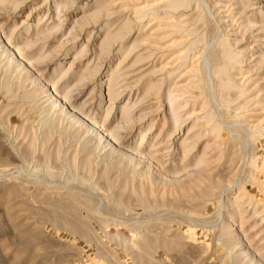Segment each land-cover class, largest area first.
I'll list each match as a JSON object with an SVG mask.
<instances>
[{"label": "rangeland", "instance_id": "rangeland-1", "mask_svg": "<svg viewBox=\"0 0 264 264\" xmlns=\"http://www.w3.org/2000/svg\"><path fill=\"white\" fill-rule=\"evenodd\" d=\"M172 1L0 0V264H264V0Z\"/></svg>", "mask_w": 264, "mask_h": 264}, {"label": "bare ground", "instance_id": "bare-ground-1", "mask_svg": "<svg viewBox=\"0 0 264 264\" xmlns=\"http://www.w3.org/2000/svg\"><path fill=\"white\" fill-rule=\"evenodd\" d=\"M170 6H171L172 8H174V9H176V8H178V7L181 8V6L186 7L187 5H186V4H183V3H181V2L179 3V0H173V1L171 2ZM180 8H179V9H180ZM208 15H209V14H208ZM5 46H6V45H5ZM5 46H1V45H0V48L3 49V51H6L7 49H5ZM8 51H9V50H8ZM204 54H205V53H204ZM13 57H15V53H14V51L12 52V59H14ZM204 63H205V62H204ZM206 69H207V68H206ZM208 76H209V75H208ZM71 109H72V108H71ZM74 110H75V109H72V113H74ZM80 114H81V113H79V111H78L77 114H75V117L81 120V117H82V116H81ZM73 119H74V117H73ZM82 121H83V120H82ZM86 121H87V120H86ZM88 123H89V122H88ZM91 125H93V124H91ZM89 126H90V124H89ZM100 127H101V126H100ZM89 128H90V127H89ZM93 128H94V127L92 126V129H93ZM90 129H91V128H90ZM96 129H97V127L94 128V131H95ZM148 129H149V128H148ZM97 130L99 131V129H97ZM97 130H96V131H97ZM101 131H102V130H101ZM101 131H100V133H102ZM88 133H89V132H88ZM104 134H105V133H103L102 135L100 134V136H99V137H100V140L104 138L105 141L109 142V143H107V144H111V142H112L113 140L110 141V139H106V138H105L106 136L104 137ZM96 135H97V134H96ZM143 139H144V138H143ZM143 139H142V140L139 142V144L137 145V148H136L137 151H136L135 154L141 155V153H142L141 149H142V147H143V145H144V141H143ZM115 143H116V142H115ZM119 147H120V146H119ZM116 148H117V147H116ZM120 149H121V148H120ZM122 152H123V151H122ZM125 154H126V151H125ZM127 154H128V153H127ZM132 154H133V153H132ZM132 154H131V157H132L131 159H133V158L135 159V157H133ZM135 154H134V155H135ZM142 154H143V153H142ZM138 155H136V156H138ZM141 157H142V156H141ZM136 158H138V157H136ZM135 160H136V159H135ZM137 160H138V159H137ZM137 160H136V161H137ZM142 161H143V160H142ZM61 205H62V204H61ZM43 206H44V205H43ZM47 206H48V205H47ZM42 208H43V207H42ZM45 208H46V207H45ZM47 209H48V208H47ZM75 209H77V208H75ZM72 217H73V216H72ZM51 218H53V217H51ZM76 220H78V219H76ZM59 221H60V220H59ZM61 221H62V220H61ZM72 221H74V220H72ZM75 222H76V221H75ZM78 222H79V221H78ZM80 222H81V221H80ZM59 223H60V222H59ZM80 224H81V223H80ZM80 230H81V228H80ZM91 231H92V230H91ZM83 232H84V231H83ZM79 233H80V232H79ZM93 233H94V232H93ZM92 237H93V236H92ZM151 237H152V236H151ZM152 239H154V238H152ZM140 241H141V240H140ZM251 251H252V250H251Z\"/></svg>", "mask_w": 264, "mask_h": 264}]
</instances>
